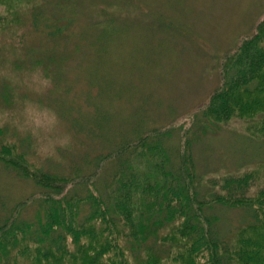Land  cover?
I'll use <instances>...</instances> for the list:
<instances>
[{"label": "rangeland", "instance_id": "rangeland-1", "mask_svg": "<svg viewBox=\"0 0 264 264\" xmlns=\"http://www.w3.org/2000/svg\"><path fill=\"white\" fill-rule=\"evenodd\" d=\"M17 11L10 23L8 6L0 5V148L18 144L45 173L88 175L122 143L173 126L162 141L175 168L188 134L201 200L244 171L257 176L247 196L264 187V140L250 137L242 120L192 118L220 83L222 60L264 20V0H21ZM134 163L146 167L138 156ZM106 165L96 184L102 193L116 171ZM41 192L0 163V222ZM40 205L22 218L33 220ZM166 211L158 199L154 213ZM206 213L220 219L222 236L256 220L241 208L216 205ZM166 217L155 219L147 248L172 264L162 241L182 220Z\"/></svg>", "mask_w": 264, "mask_h": 264}, {"label": "trees", "instance_id": "trees-1", "mask_svg": "<svg viewBox=\"0 0 264 264\" xmlns=\"http://www.w3.org/2000/svg\"><path fill=\"white\" fill-rule=\"evenodd\" d=\"M20 2L0 0L10 16L3 18L16 22ZM199 116L208 124L242 120L250 137L264 140V20L222 60L220 83L192 116L194 123ZM175 128L151 129L99 158L93 173L72 177L36 168L16 143L0 148V163L47 191L17 204L0 222V264H162V255L147 248V240L160 224L155 219L166 215L171 222L182 220L162 241L172 264H264V187L246 195L256 173L227 177L221 193L201 200L188 134L180 138L177 170L162 141ZM137 156L146 163L143 170L134 163ZM106 164L116 171L102 187L103 195L96 184ZM77 189L86 192H73ZM158 199L167 208L161 217L154 213ZM36 201L41 205L35 217L24 220L23 211ZM216 205L248 209L256 220L222 236L216 230L220 219L206 213Z\"/></svg>", "mask_w": 264, "mask_h": 264}]
</instances>
